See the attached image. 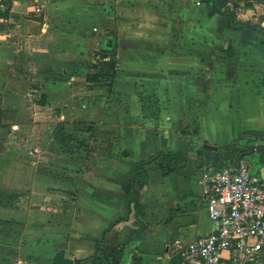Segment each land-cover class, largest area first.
<instances>
[{"label": "crops", "instance_id": "crops-1", "mask_svg": "<svg viewBox=\"0 0 264 264\" xmlns=\"http://www.w3.org/2000/svg\"><path fill=\"white\" fill-rule=\"evenodd\" d=\"M77 1L72 9L59 0H13L9 21L0 22V29L11 27L6 36L45 39L52 31L48 16L77 13L78 22L70 18L72 23L61 25L81 34L94 11L79 3L97 4V44L110 69L99 73L110 79L101 106L78 96L97 90H78L75 75L35 86L41 98L29 103L14 95V77L0 64V264H186L189 243L216 228L205 174L224 160L205 141L224 155H238L264 140V43L252 35L262 30L248 21L230 27L216 0ZM245 1L264 22V0ZM58 25L54 32L62 30ZM248 25L251 32H245ZM146 79L156 96L149 109L156 112L154 125L144 115L147 107L134 102L137 89L129 90L130 83L143 87ZM186 97H195L197 113L188 108L184 129ZM104 129L115 131V140L104 142ZM76 142L85 145L77 149L71 145ZM159 151L180 152L186 160L165 175L158 164L166 162L158 159L146 165L144 182L132 179L133 165ZM245 160L264 181V153ZM129 193L137 195L139 210L134 202L126 206ZM98 243L116 246L121 258L96 261ZM231 255L225 252L224 259ZM256 264H264V256Z\"/></svg>", "mask_w": 264, "mask_h": 264}, {"label": "rangeland", "instance_id": "rangeland-1", "mask_svg": "<svg viewBox=\"0 0 264 264\" xmlns=\"http://www.w3.org/2000/svg\"><path fill=\"white\" fill-rule=\"evenodd\" d=\"M59 1L61 2L62 6L72 9L76 8V4L78 3L77 0ZM241 2V7L245 10H241L240 13L236 15V19L240 21H248L251 23H261L262 20L260 18V15L254 10L253 5L245 0H242ZM86 6H90L92 11H94L93 13L87 16L92 18L89 22L92 23V25H87V27L85 28L86 31L81 30V34L75 31V26L68 25L67 27L66 25L64 27L61 25L62 23H72L73 20H71L70 18H76V20L74 21L78 22L79 18H81L82 16L77 13L75 15L62 14L48 16V19L50 20L52 26V31L47 34L45 39L26 33H16L14 35L6 36L5 33L7 32L5 31H7L11 27L7 26L5 29H0L2 34L4 33L3 36H0V64L2 68H5V70L8 71L11 77H14L12 83V90L16 97H22L23 101L27 100L29 103H36L41 98V91L34 90L35 86H39V89H43L40 85L48 79L57 80L58 76H61V78L63 79L71 80L70 77L72 75H75V79L73 78L72 80L74 81L73 85L78 90L82 88L85 89L89 86L97 90V93L94 92L92 94L87 95L79 94L78 96H80V98L83 97V100H86L90 103H98L100 104L99 106H101V104L105 102L107 96L106 93H103L104 91L102 90L106 89V86L108 84L107 80L110 79L106 77L100 79L98 82H94L92 85H88L86 83V78L88 74H99L100 72H106L107 70L110 71L109 67L103 64V61L101 60L103 49L97 44L99 40L100 23L102 22L100 8L97 4L83 5L82 3H79V7L86 8ZM57 7H59V5H57ZM228 7L234 10L241 9V7L234 8L232 5H228ZM250 10L252 12L248 13ZM70 12L72 13L74 11L71 10ZM46 13L47 10L46 12L44 10L42 16H44V14ZM58 24L62 26V30L59 31L58 29L55 30L56 32H54V28L56 25L59 26ZM88 28L93 29L91 30L93 31V36L91 35V33H87L89 32ZM84 32H86V34H84ZM245 32H251V30L249 29V25L246 28ZM74 34L79 35L76 36V38L69 37L74 36ZM252 35L254 36V39L257 42L260 41L262 43V41L264 40L262 32L257 28L253 29ZM76 55L77 59L71 61L67 60V57H64H75ZM111 60L114 61L113 58ZM141 81V85H143V87H137L132 82L130 83V85L128 84L130 86L129 90L130 92H136L135 90L137 89V96L135 95L134 102H139L142 106L147 107V110L144 111V115L148 119H150V124L154 125L155 123L153 122L152 118L154 117V115H156V112L149 111V109L150 107L154 106L153 102L156 100V96L153 93L149 92V87L146 86L145 83L147 82V79ZM75 98L77 101L79 100L78 97ZM14 100L17 99L14 98ZM128 101L130 104L132 103L131 97H128ZM187 102H189V106L188 104H186ZM184 103V129H186L189 127V122L187 123L185 121L188 120V114H192L188 111V108H194V114L197 113L195 111L196 99L195 97H186L184 99ZM147 126L151 127L150 125H144L143 127ZM194 128L195 127H192V129ZM106 130L107 129H104L102 131L103 134L101 135V137L105 138L104 142H107V139L112 141L115 140L116 132ZM34 133L36 135L39 134L40 136L43 135L42 130L40 129L34 128ZM63 133L66 138V136H68V133ZM62 134L60 133V135ZM64 145H68V143H64ZM71 145L76 147L77 149L82 147L78 145V142L71 143ZM107 145L109 144L107 143L105 147H107ZM60 149H62V152H66L63 146ZM82 149L85 150V148ZM77 152V154H81L80 150H78Z\"/></svg>", "mask_w": 264, "mask_h": 264}, {"label": "built area", "instance_id": "built-area-1", "mask_svg": "<svg viewBox=\"0 0 264 264\" xmlns=\"http://www.w3.org/2000/svg\"><path fill=\"white\" fill-rule=\"evenodd\" d=\"M13 0H0V22H8ZM37 7V11H41ZM208 212L216 228L185 249L186 264H256L264 256V181L248 162L228 161L207 169ZM230 252L231 260L224 259Z\"/></svg>", "mask_w": 264, "mask_h": 264}, {"label": "trees", "instance_id": "trees-1", "mask_svg": "<svg viewBox=\"0 0 264 264\" xmlns=\"http://www.w3.org/2000/svg\"><path fill=\"white\" fill-rule=\"evenodd\" d=\"M226 19H227L228 25L234 29H240L242 27V25L245 24L244 22L237 20L236 18H232L231 16H228V15H226ZM262 43H264V40L262 41ZM104 55H105V52H104V50H102V56H104ZM113 66H115V62H114ZM115 72L112 74V76L115 75ZM87 79L90 82L99 81L100 80V74L91 73L87 76ZM78 145L83 146L85 144L82 142H78ZM158 159H161V161L166 162V164H162V162H160L158 164V167L162 170V172L165 175H167L175 169L177 163H179L180 161L184 162L186 160V157L184 156V154H182L180 152L167 153L164 151H159L155 155L150 156L147 160L136 162L133 165V167L130 171V174L132 175V179L139 178L141 182H144V180H145L144 178L147 175L146 165L149 163H152L154 161H157ZM173 162H175V164L172 165ZM130 194H132V193H129L128 196ZM136 196L137 195L134 193H133V195L129 196L130 198L126 201V206L128 207V209L131 208V205L133 202L135 203V206L138 208V210L140 209V203L138 201H136ZM121 199L123 200V198H121ZM97 246L98 247L96 250V254L94 255V257H95L94 259L96 261H102L103 262L105 260V258L108 257V258H110V261L112 263H114L121 258L122 250L119 251L116 246L104 248V246L101 245L100 243H98Z\"/></svg>", "mask_w": 264, "mask_h": 264}, {"label": "water", "instance_id": "water-1", "mask_svg": "<svg viewBox=\"0 0 264 264\" xmlns=\"http://www.w3.org/2000/svg\"><path fill=\"white\" fill-rule=\"evenodd\" d=\"M219 1L218 4V11L224 15L231 16L232 18H235L236 16V10L231 9L228 7V5H232L234 8H240L242 5V0H216ZM248 24L252 28H260L262 30L263 36H264V22L261 23H251L248 22ZM205 147L214 151H217L219 154V157L223 159L224 161H228L229 163L240 167L242 161H246V157L248 155H251L255 152L257 153H264V140L261 143H251L247 146V148L243 151H241L238 155L235 153H229L227 155H224L222 151H219V146L214 144H209L207 141L204 143ZM218 165V160L215 162V164L211 167H216ZM132 187V183H128L125 187L126 191H129ZM81 260L76 259V264H80Z\"/></svg>", "mask_w": 264, "mask_h": 264}]
</instances>
